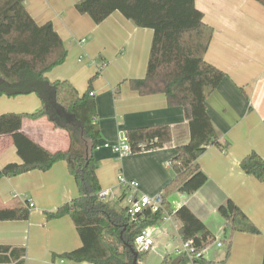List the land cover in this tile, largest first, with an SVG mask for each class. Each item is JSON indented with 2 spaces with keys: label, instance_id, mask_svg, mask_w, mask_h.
<instances>
[{
  "label": "crops",
  "instance_id": "crops-1",
  "mask_svg": "<svg viewBox=\"0 0 264 264\" xmlns=\"http://www.w3.org/2000/svg\"><path fill=\"white\" fill-rule=\"evenodd\" d=\"M79 1L25 2L38 25H54L68 50L66 62L49 72L47 78L50 82L68 80L84 94L90 79L101 72L93 93L102 134L95 152L102 190H110V196L118 197L123 205L133 194H164L175 178L171 162L178 147L189 142L190 133L183 108H170L163 94L141 96L127 82L145 77L153 31L137 27L118 11L96 24L89 15L77 11ZM196 7L214 28L205 59L226 73L206 100L222 146H209L197 160L208 177L206 184L191 194L176 190L168 200L173 211L188 207L215 236V243L203 252L207 262L264 264V181L246 174L241 167L251 153L264 158V6L256 0H196ZM41 108L36 94L0 97V116L30 114ZM156 126L172 128V142L163 148L121 159L105 148L106 144L119 143L129 130ZM22 131L51 152L70 147L68 133L48 118L25 120ZM10 163L22 164L23 160L12 136H0V169ZM120 175L139 183L137 193L120 186ZM77 196L76 181L65 161L46 172L34 170L0 179L1 207L35 205L28 220L0 222V245L26 249L24 264H61V255L79 249L83 243L71 217L50 219L49 213ZM228 200L249 217L258 234L235 232L220 216L218 209ZM180 227L181 222L171 216L150 227L158 238V246L155 248L154 242L150 252H155L152 258L157 256V264L168 256L176 257L182 249ZM64 264L90 263L64 260Z\"/></svg>",
  "mask_w": 264,
  "mask_h": 264
},
{
  "label": "trees",
  "instance_id": "trees-1",
  "mask_svg": "<svg viewBox=\"0 0 264 264\" xmlns=\"http://www.w3.org/2000/svg\"><path fill=\"white\" fill-rule=\"evenodd\" d=\"M264 6V0H256ZM26 0H0V97L15 98L36 94L42 108L34 113H8L0 116V136L11 135L22 164L10 163L0 169V179L34 170L49 171L65 161L74 177L78 196L49 213L50 219L71 217L82 240V247L61 255L63 260L90 264H137L151 252H139L135 238L143 229L163 222L166 217L181 222L182 240L191 242L193 259L182 254L168 256L162 264H215L204 259L203 252L216 238L207 226L186 206L173 211L168 196L174 191L191 194L208 181L197 164L209 146H222L208 114L206 100L226 78V73L206 61L214 28L204 21L196 0H80L77 11L89 15L96 24L114 12H120L139 28L153 31L150 56L144 78L127 80L141 96L163 94L167 105L181 107L188 121L190 139L178 147L171 162L175 178L163 194L157 211H146L144 218L132 221L126 207H112L100 198L102 186L97 176L95 157L101 130L93 81L80 94L68 80L50 82L47 74L63 65L68 50L54 25H38L25 7ZM61 113V114H60ZM48 118L70 138L66 151L51 152L23 133L25 120ZM58 119V121H56ZM132 153L163 148L172 142L169 126L143 127L126 133ZM224 146V145H223ZM243 171L264 181V158L251 153L241 162ZM123 198V197H122ZM122 200H120V203ZM235 232L258 234L259 230L232 200L218 209ZM30 209L24 204L0 206V222L28 220ZM201 253L200 258L196 255ZM26 249L0 245V264H24Z\"/></svg>",
  "mask_w": 264,
  "mask_h": 264
},
{
  "label": "built area",
  "instance_id": "built-area-1",
  "mask_svg": "<svg viewBox=\"0 0 264 264\" xmlns=\"http://www.w3.org/2000/svg\"><path fill=\"white\" fill-rule=\"evenodd\" d=\"M91 95H94L92 93ZM105 148L111 149L119 159L124 158L132 153L131 144L128 140V137L125 136L119 143L115 145H109L106 144ZM98 149V148H97ZM118 182L121 187L128 188L131 190H134L136 193L139 189V183L136 181H128L126 178H124L122 175L118 177ZM111 195L110 190L101 191L100 198L102 200H106ZM28 208L31 210L34 208L33 203H27ZM163 205V194L159 193L154 196L149 195H137L133 194L129 197H127V215L132 221H139V219H143L146 211H157L158 209H161ZM135 245L137 247V250L139 252H147L152 250L154 246V239L153 234L150 228L143 229L140 234H138L135 238ZM221 246V244H219ZM193 251V248L191 246V242H185L183 243L182 249L178 252V255L187 254L189 255L190 259L192 260L193 257L191 252ZM201 253H198L196 255V258H200ZM61 264H64V260H61ZM193 264V263H192Z\"/></svg>",
  "mask_w": 264,
  "mask_h": 264
},
{
  "label": "rangeland",
  "instance_id": "rangeland-1",
  "mask_svg": "<svg viewBox=\"0 0 264 264\" xmlns=\"http://www.w3.org/2000/svg\"><path fill=\"white\" fill-rule=\"evenodd\" d=\"M96 80L93 81V84ZM119 198L118 197H113V196H110L109 198H107V203H109L112 207H122V206H126L127 204V198L125 199L124 201V205L123 203L121 204L120 201L118 200ZM153 238H154V242H155V248L158 246V238L156 237L155 234H153ZM153 252V251H152ZM155 253V252H153ZM153 253L150 254V257L149 259H147L146 261H143L142 264H157L158 262V258L156 255H154V257L152 258L153 256ZM161 264V263H160Z\"/></svg>",
  "mask_w": 264,
  "mask_h": 264
},
{
  "label": "water",
  "instance_id": "water-1",
  "mask_svg": "<svg viewBox=\"0 0 264 264\" xmlns=\"http://www.w3.org/2000/svg\"><path fill=\"white\" fill-rule=\"evenodd\" d=\"M61 114V113H60ZM56 121H58V119H56ZM135 260H134V264H137V261H138V259H137V255L135 254Z\"/></svg>",
  "mask_w": 264,
  "mask_h": 264
}]
</instances>
